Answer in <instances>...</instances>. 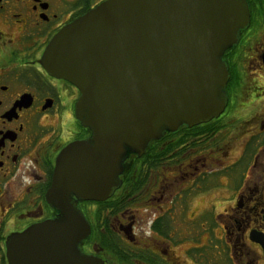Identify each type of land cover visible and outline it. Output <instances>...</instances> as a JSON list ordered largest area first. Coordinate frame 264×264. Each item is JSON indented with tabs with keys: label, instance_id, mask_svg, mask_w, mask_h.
<instances>
[{
	"label": "flooded vegetation",
	"instance_id": "flooded-vegetation-1",
	"mask_svg": "<svg viewBox=\"0 0 264 264\" xmlns=\"http://www.w3.org/2000/svg\"><path fill=\"white\" fill-rule=\"evenodd\" d=\"M107 1L0 0V264H12L15 236L62 219L47 201L57 159L92 132L76 115L80 90L41 61L58 33ZM244 1L249 24L222 58L224 111L133 155L109 199H74L90 228L82 255L101 264H264V0Z\"/></svg>",
	"mask_w": 264,
	"mask_h": 264
},
{
	"label": "water",
	"instance_id": "water-1",
	"mask_svg": "<svg viewBox=\"0 0 264 264\" xmlns=\"http://www.w3.org/2000/svg\"><path fill=\"white\" fill-rule=\"evenodd\" d=\"M248 24L244 0H110L56 35L41 63L80 90L92 135L57 159L47 201L61 221L11 239L12 264H101L79 251L90 228L74 199H109L130 154L224 111L222 58Z\"/></svg>",
	"mask_w": 264,
	"mask_h": 264
},
{
	"label": "trees",
	"instance_id": "trees-1",
	"mask_svg": "<svg viewBox=\"0 0 264 264\" xmlns=\"http://www.w3.org/2000/svg\"><path fill=\"white\" fill-rule=\"evenodd\" d=\"M151 146H152V145L150 144V146H149L147 152L150 151V147H151ZM133 158H134V156H133L132 154H130L129 157H128L127 162L125 163V172H127L128 170H130V169H132V168L135 167V166L131 165L130 162H129L130 159H133ZM147 168H148V169H151V165H149ZM147 168H146V169H147Z\"/></svg>",
	"mask_w": 264,
	"mask_h": 264
},
{
	"label": "rangeland",
	"instance_id": "rangeland-1",
	"mask_svg": "<svg viewBox=\"0 0 264 264\" xmlns=\"http://www.w3.org/2000/svg\"><path fill=\"white\" fill-rule=\"evenodd\" d=\"M207 214H208L209 217L212 216V212H209V213H208V211H207L205 215H207Z\"/></svg>",
	"mask_w": 264,
	"mask_h": 264
}]
</instances>
